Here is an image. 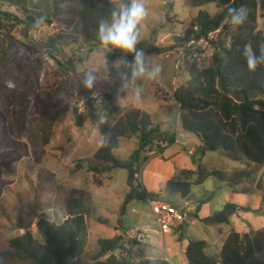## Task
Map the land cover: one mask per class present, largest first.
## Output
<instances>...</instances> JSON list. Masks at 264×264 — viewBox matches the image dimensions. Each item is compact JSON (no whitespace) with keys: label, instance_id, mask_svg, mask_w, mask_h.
<instances>
[{"label":"rangeland","instance_id":"374dc122","mask_svg":"<svg viewBox=\"0 0 264 264\" xmlns=\"http://www.w3.org/2000/svg\"><path fill=\"white\" fill-rule=\"evenodd\" d=\"M257 3V29L264 32V0H257ZM145 4L147 16L140 25L139 43L142 45L138 43L137 47L144 50L150 64L162 65V72L157 80L140 82L143 92L139 97L129 92L116 99L115 87L119 78L109 64L125 56L124 53L98 44L86 45L74 30L63 28L58 23L38 25L30 31L29 38L44 44L62 35L64 39L54 47L59 58L73 61L75 75H66L44 49L32 55L24 49L16 50L4 65H0V249L7 246L9 239L23 233L22 229L27 224H30L34 237L39 239L36 222L41 215L61 223L60 212L49 206L53 204L51 191L54 184L82 189L91 195L87 235L82 254L75 259L76 264H93V256L98 251L97 240L114 235H120L124 244L131 238L146 242L151 258L163 259L168 264H189L183 254V245L189 241H205L207 253L216 255L229 232L243 235L250 230L264 229V176L261 170L253 181L236 187L209 177L203 184L192 188L190 201L195 206L196 201L208 198L201 209L203 217L222 209L227 203L237 205L239 210L229 224L204 225L192 217L194 208L187 214L185 232L174 228L166 234L160 232L149 203H130L118 222L120 206L129 190L125 169L116 168L97 178L87 171L86 160L100 146L101 135L108 133L129 108L137 107L149 113L154 126L167 135V139L184 132L179 125L178 111L166 110V105L174 107V88L184 85L189 79L180 58L181 47L173 34L184 33L198 11L214 14L218 8L216 3L192 8L186 6L184 0H145ZM1 11L19 14L7 4L1 7ZM3 24L10 26L11 23L0 19V50L6 30L1 27ZM18 30L14 29L11 35L23 40ZM169 47L173 48L161 54L153 50ZM108 54L114 57H107ZM127 59L131 60L132 56L127 55ZM198 62L200 68L208 65L205 58ZM89 69L98 71L99 79L96 87L86 90L80 85V79L81 74ZM113 81L115 84L111 86ZM83 95L95 98V105L107 112V124L99 127L101 135L97 132L98 121L92 123L87 120L82 126L76 124V115L80 113L77 111L78 103H85ZM51 115L57 116V120L45 144L46 133L39 126L38 119ZM196 142V139L188 140L186 146L171 144L165 149L160 148L165 141L155 140L140 154L137 178L148 191L159 194L161 202L183 205L179 196L166 192L165 185L180 170L189 169L187 165L193 161L188 150ZM137 144V137L122 138L114 154L120 160H127ZM149 150L153 153L149 154ZM144 156H148L145 162ZM198 158L199 154H196L195 159ZM201 164L208 170L217 169L226 174L240 167L239 162L227 157L220 149L208 152L201 159ZM193 165L196 170V164ZM99 179L103 181L102 186L95 184ZM36 196L43 203L37 202Z\"/></svg>","mask_w":264,"mask_h":264},{"label":"trees","instance_id":"16d2710c","mask_svg":"<svg viewBox=\"0 0 264 264\" xmlns=\"http://www.w3.org/2000/svg\"><path fill=\"white\" fill-rule=\"evenodd\" d=\"M184 3L192 8L216 3L218 8L214 14L198 11L185 30L184 37L176 38L181 46L218 31L204 50V58L208 62L206 67L200 68L197 59L183 61L189 79L172 92L174 107L167 106L169 111H178L181 129L194 134L202 144L192 154L196 170H180L165 185L168 194L189 200L192 188L203 184L209 177L236 187L253 181L260 170L264 176V66L249 73L243 56L246 46L259 55L260 48L264 47V32L257 29V0H184ZM4 4L14 7L19 14L1 11ZM241 5L247 8L248 18L242 26L233 29L225 19L227 10ZM113 10L114 0H0V19L11 23L10 26H1L6 30L2 37L0 65H4L16 50L24 49L32 55L44 49L66 75H75L73 61L59 58L53 50L54 46L59 45V40L64 39L62 35L44 44L30 40V31L37 27L36 18L43 16V25L58 23L63 28L74 30L86 45H100L97 39L98 22L100 19L110 21ZM17 28L23 40L11 35ZM172 48L153 50L161 54ZM107 57L114 56L108 54ZM47 94L51 95V92ZM83 98L85 112L76 115L77 126H82L87 120L96 123L97 113L103 112L100 106L95 105V98L84 95ZM56 120L55 115L38 119L39 126L46 133L45 144ZM110 130L108 146H99L86 160V165L87 171L95 178L107 175L116 168L127 171L129 190L119 209L120 222L128 205L134 201L161 202L160 195L148 191L137 178L140 154L154 142L150 136L160 131L154 126L150 114L139 108L125 110ZM131 137H137V148L127 160H120L114 150L118 148L120 139ZM156 141H167L168 145L174 143L173 138ZM219 149L241 166L230 174L203 167L201 159L208 152ZM196 154H199L198 159H195ZM147 159L148 156H144L143 162ZM95 184L102 186L103 181L96 180ZM51 193L53 204L49 206L60 212L61 223L41 215L36 222L39 239L34 237L30 224H27L22 229L23 233L9 239L7 246L0 249V264H76L75 259L82 254L87 235L86 221L91 195L85 190L65 188L60 184H54ZM207 200L196 201L192 215L196 221L207 226L229 224L239 210L237 205L227 203L222 209L201 218L198 212ZM36 201L41 200L36 196ZM179 228L183 230V224ZM97 244L93 264H168L163 259L149 257V245L141 239L131 238L124 244L120 235H114L98 239ZM207 246L205 241H189L183 251L186 261L189 264H264V229L250 230L243 235L229 232L216 255L207 253Z\"/></svg>","mask_w":264,"mask_h":264},{"label":"clouds","instance_id":"9594fccd","mask_svg":"<svg viewBox=\"0 0 264 264\" xmlns=\"http://www.w3.org/2000/svg\"><path fill=\"white\" fill-rule=\"evenodd\" d=\"M147 16L145 0H116V7L112 12L111 21L100 19L97 28V39L100 45L106 49H119L125 54L109 64V68L114 70L119 78V84L115 87L116 99L121 98V94L129 92L139 97L143 92L141 81L157 80L162 72V65L150 64L146 60L145 52L138 48L140 41V25ZM248 18V10L244 5L239 7H229L227 16L229 24L236 29L244 24ZM44 17H37L35 26L44 22ZM127 55L132 59L128 60ZM244 59L247 71L254 73L258 67L264 66V47L259 50V55L247 46L244 49ZM99 79V72L89 69L81 74L80 85L86 90L96 87ZM115 82L111 84L114 86ZM97 132L100 125L107 124L108 115L106 111L98 112ZM100 134V133H99ZM101 135V134H100ZM101 147L108 146L111 137V130L101 135Z\"/></svg>","mask_w":264,"mask_h":264},{"label":"built area","instance_id":"2783aa9c","mask_svg":"<svg viewBox=\"0 0 264 264\" xmlns=\"http://www.w3.org/2000/svg\"><path fill=\"white\" fill-rule=\"evenodd\" d=\"M218 31L210 33L207 37H202L200 40H190L181 45L180 58L185 59H197L205 57L204 50L208 47L210 39L216 37ZM176 38H183L184 33L178 32L173 34ZM179 61V60H178ZM78 112L85 111V103L80 101L78 103ZM190 153H192L190 151ZM151 212L155 217L156 222L160 227L162 234L170 233L172 229L179 228L187 219V214L191 210L188 202H183V205H172L165 202H149Z\"/></svg>","mask_w":264,"mask_h":264},{"label":"crops","instance_id":"0c3cea01","mask_svg":"<svg viewBox=\"0 0 264 264\" xmlns=\"http://www.w3.org/2000/svg\"><path fill=\"white\" fill-rule=\"evenodd\" d=\"M175 89V88H174ZM170 92V91H169ZM135 108H137V107H135ZM140 109V108H139ZM143 110V109H142ZM166 110L167 111H169L168 109H167V105H166ZM170 112V111H169ZM179 114V113H178ZM180 125V124H179ZM160 133V132H159ZM166 136L167 135H165V137L164 138H166ZM174 139V143H172V144H177V145H181V146H186L187 145V142H188V140H190V141H193L194 139H196L197 140V142L195 143V145H194V147H192V148H190L189 150H188V153H189V155H192L193 154V152H194V148H197V147H199V146H201L202 144H201V141H200V139L198 138V137H196L194 134H192V133H188V132H183L182 134H180V133H177V136H174V137H169L168 139ZM171 145V144H170ZM170 145H168V143H167V141H165V143L163 144V146L162 147H160V148H168ZM190 151L192 152V153H190ZM151 153H153V150L152 151H150L149 152V154H151ZM188 168L189 169H186V170H192V171H194L195 170V167H194V165H193V163L192 162H190V163H188ZM238 166H241V164H239ZM183 202H188V204H189V208L191 209V210H193L194 208H196V206L194 205V203L192 204V202L190 201V199L189 200H183V199H181ZM204 205H202L201 206V208H200V210H199V212H198V216L199 217H201V218H203V216L201 215V209H202V207H203ZM190 210V211H191ZM188 219V218H187ZM183 232H185V230H184V223H183ZM227 236V235H226ZM225 236V237H226ZM225 237H224V239H225ZM224 241V240H223ZM185 247H186V245H183V251L185 250Z\"/></svg>","mask_w":264,"mask_h":264},{"label":"water","instance_id":"95a60500","mask_svg":"<svg viewBox=\"0 0 264 264\" xmlns=\"http://www.w3.org/2000/svg\"><path fill=\"white\" fill-rule=\"evenodd\" d=\"M53 50L56 52V53H58V50H57V48L56 47H53ZM79 55H81V52H77ZM165 137V134H162V133H154V134H152L151 136H150V140L151 141H155V140H157V139H159V138H164Z\"/></svg>","mask_w":264,"mask_h":264}]
</instances>
